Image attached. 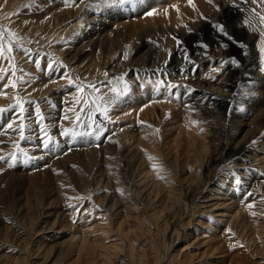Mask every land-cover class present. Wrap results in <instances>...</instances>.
I'll return each instance as SVG.
<instances>
[{"label": "bare ground", "instance_id": "6f19581e", "mask_svg": "<svg viewBox=\"0 0 264 264\" xmlns=\"http://www.w3.org/2000/svg\"><path fill=\"white\" fill-rule=\"evenodd\" d=\"M19 3L20 0H12L9 7L14 8ZM234 3L236 2H229L228 0H191V3H189V0H142L134 7L130 6L133 13L123 12V14L125 17L134 16L138 18L133 23L130 21L132 28L129 29H132L133 33L138 34L144 40L148 37L163 38L162 44L157 47L153 45L154 43L150 44L142 41L141 45L136 47L130 59L124 58V55L119 52L122 50V46L116 45L118 47L115 48L110 46V50H102L105 40L111 39L113 41L112 37L115 33L112 32L111 35H108L107 32L111 30L114 20H118L116 17L123 16L122 12L116 14V19L113 18L112 13L107 12L104 13L105 15L103 14L104 16L100 15L96 18L98 23L96 22L93 25L94 27L86 29V31L80 27L77 28L68 37L69 48L67 51L60 50L59 45L56 46L55 42L49 46L48 51L58 55L65 64L70 65L72 70L73 67L78 69L77 66L79 67L81 63L86 62L84 67L87 68L86 73H89L90 76L93 75L91 79H97V82L103 81L106 83L104 78L110 77L128 78L132 85L130 100H133L132 96L136 94L139 95L138 98L141 96L140 98L146 99V101L135 103L134 108L132 106L127 107L123 115V118L127 120V127L120 131L116 139L112 130L108 128V143L105 144V147L100 149L90 147L86 150L75 151L80 157H83L81 154L84 153L88 158L85 156L86 158L83 157L82 160L77 158L75 161L73 159L75 155L72 156L74 153L69 154V152L68 155L65 154L64 158L47 154L48 159L45 162L41 163V160H39L31 169L25 171L30 173L16 175L12 178L13 180L11 184L9 183L8 189L0 194V222L3 216H7L3 212L2 198H5L6 202L8 200L13 202L16 200L15 195H17L18 212L22 218L27 219L25 230H23L26 234L18 233L19 229L14 224L12 226L8 221L0 224V233H4L3 235L9 240L7 244L13 248L12 252L9 249L1 250L0 248L1 264L10 262V256L12 257L14 254L18 255L16 256L17 259H14L15 264H28L21 257L20 251L24 248L25 251L22 253L29 256L28 254H32L34 249L40 251L43 241L46 240L45 238H56L55 235L52 236V233L62 223V218L69 211L77 219L76 222L83 221L82 224L85 221L87 222L89 218L86 215L92 212L95 207L94 204H85L80 210V204L73 200L77 201V197L83 196L87 199L92 198L98 192H105L106 194L104 199L101 200V210L106 212V215L113 213L117 218L125 214V218H133L132 215L143 210L149 217L153 228L157 230L156 232L163 233L165 251L163 253L159 252L156 256L157 262L150 261L149 264H189L186 256L183 258L184 260H180L179 256L172 253L174 249L173 242L175 241L174 238L178 239L180 229L191 225L193 222L191 221L194 216L192 210L200 205L197 204L199 196L207 192L211 193L214 189L218 190V197L223 199H220L221 203H218L217 216L222 223L227 225L240 215L241 211L236 214L235 210L243 202L241 199L246 190L258 186L264 189V176H249L248 173L250 163L253 162L257 163L264 173V139H260L264 130V82H261L262 78L260 79V76L264 74L260 70L258 71L260 65L259 67H253L251 61L244 62L241 69H247L248 72L246 73L250 74V77L253 76L255 81L250 78L251 81H254L253 84L247 86V88L245 87V94L243 92L238 94L239 89L243 88L241 86L238 88L239 83H243L242 77L236 78V75L240 72V66L232 67L231 64H222L221 62L228 61L229 53L225 52L218 42L209 39L206 41L203 38L205 30L208 27L213 28L214 20L221 21L225 18V15L229 17L230 12L252 6L236 3L232 7L231 5ZM150 10L153 15H146ZM73 18L75 17L73 16ZM78 18H80L79 15ZM129 23H125V25ZM251 23L255 26L252 30L253 33L239 27L226 30L233 33L237 41H242L246 48L250 47L248 49L250 57L259 55L261 39L264 38L261 37L264 24H261L257 17H253ZM126 29L124 30L126 31ZM128 32H131V30ZM119 35L121 36V34ZM174 37H179L181 41L186 43L195 40L201 47H203L201 43L206 41L204 43L207 46L206 50H196L197 47L191 51L193 54L191 53L189 58L194 63L193 70L175 64L179 58L178 51L180 48L177 51V41ZM226 42H232V40L226 39ZM253 43L256 44L253 45L254 48L251 47ZM163 44L167 45L168 50ZM88 48L93 49V51L89 52ZM96 50L102 51L99 55H95L94 51ZM155 50H159L160 54L166 55V57L170 53L174 54L171 63L167 62L168 57L167 59L164 57L163 65H156ZM148 58L150 60H147ZM256 65L258 64L256 63ZM181 68L186 70L185 76L187 78L181 75ZM98 69L102 71L100 76L97 75ZM157 69H166L167 73L171 75L167 76V82L184 86L173 90L176 96L160 87V80L163 77L156 72ZM154 73L159 75H153ZM174 74L177 76H173ZM133 75H135V79L132 80ZM243 76L245 75L243 74ZM147 77L152 78L149 79L152 82L151 84L146 83L148 81L146 80ZM247 79L249 80V78ZM140 80L143 81L142 84H140ZM139 85H142V87L139 88ZM110 86L117 89L123 87L122 82L116 84L115 81ZM46 88L48 87H45L44 91H47L46 93L50 92ZM53 89L49 96H60L55 100L58 103L63 99L61 97L64 92L59 91L57 93ZM101 89L106 90L104 87ZM36 90L34 93L42 95L43 90ZM156 93H160L164 97H159V100H157L159 101L157 106H163V109H161L162 114L165 117L168 112L167 121H172L177 126V132L173 139L170 137L159 138L158 127L151 123H144V118L146 120V117L150 114L153 116L157 113L156 108L151 103L156 98L154 96ZM94 96L97 98L95 94ZM149 100L151 102H148ZM130 103L131 101H129ZM233 105L235 107L233 108L234 111L231 112L232 109L228 111ZM112 116L113 119L116 118L114 113H112ZM96 117L98 121H102L103 124L106 123L101 116L96 115ZM226 135L228 137H225ZM256 139H260V149L247 150L251 140ZM117 143L118 146L122 145L119 150L117 149ZM183 154L189 155L190 159L195 157L196 166L191 167V164L188 167L185 166L183 164ZM189 162L191 163V160ZM221 168H229L231 170L227 171V175L233 174L232 179L228 180L227 178V181L225 180L223 187L220 184L217 185L218 181L216 179ZM227 175H223V179H226ZM183 177L189 182V185L186 187L176 185V180H181ZM236 177L241 180L239 186L235 183ZM218 180L220 179L218 178ZM94 186L100 187V189L98 191L97 189L94 190ZM118 191L122 192V195L117 194ZM68 204H72V206L61 209L62 206H68ZM42 208L47 210L42 211ZM183 208L187 212L186 215L184 212L186 217L178 218V210L181 213ZM250 210L251 215L247 225L254 229L253 238L250 240L255 244L257 243L259 249L264 252V228L262 227L264 222L260 225L257 224L261 219L260 216H264V212L258 209V211ZM173 211H176L177 216H174ZM187 218H189L188 221L184 222ZM73 225L75 224L73 223L69 228L73 229ZM104 226L107 227L108 224H101L93 230H84V235L98 233L97 229L100 228L103 230L102 233L108 235L110 231H106L103 228ZM119 230L121 231V226ZM35 231L40 233V236L43 234H46V236L31 241L30 245L31 237L29 238V236ZM148 235H151V233H148ZM72 238L74 240V237ZM73 240H71L72 248L77 246L73 243ZM95 241L93 244H91L92 241L91 243L89 241L86 245L91 246L92 249L101 247L100 249L103 250V245L98 243V240ZM81 248L84 249L83 245ZM105 250L107 251L105 248L103 252ZM108 251L103 254V263L114 264V260L109 258L111 252ZM103 255L101 256L103 257ZM144 256L148 255L145 253ZM141 257L134 252L131 253L134 262L139 261Z\"/></svg>", "mask_w": 264, "mask_h": 264}, {"label": "rangeland", "instance_id": "374dc122", "mask_svg": "<svg viewBox=\"0 0 264 264\" xmlns=\"http://www.w3.org/2000/svg\"><path fill=\"white\" fill-rule=\"evenodd\" d=\"M10 1L12 0H0V28L7 29L10 33L15 34L10 36L8 32H6L4 43L7 44L8 42H12L14 45L15 44L21 45L23 49L30 50V57L29 55H26L24 52L20 50H14L13 59L11 61L3 60L2 58H0V66H2L3 69L8 70V77H6V79L11 78L13 80H16L17 77L23 76L25 80H29L31 78L32 83L30 86H27L22 83H18L16 89H12L11 87H9L8 89L0 92V109L11 108L12 105L16 104V100L18 97L24 100H32L39 103L42 114L48 117V119L45 121L46 125H50L48 130L50 134L53 136L54 141L58 143L59 147H56L54 151L53 150L45 151L40 147L41 139L37 135L39 130V125L37 124V120L35 117V107L34 105L29 106L26 104L25 108L27 109V112L24 114L25 115L24 123L26 124V127H30L31 129H35L36 131L35 132L26 131V135L30 138L25 141L19 140L18 132L8 131L6 134L0 135V141H3V144L0 145V155H3L5 157H8L9 154L11 153H17L19 155V159L14 162L11 160L0 161V184H1L0 194L5 189H8V185L9 183L11 184L13 180L12 178H14V176L25 175L26 173H30L25 171L27 169H31V167H33L34 164L39 162V160H41V163L45 162V160L48 159L47 154H51L55 157L57 156V158L58 157L64 158L66 155H68L67 153L70 152L69 154L74 153L72 154V156L75 155L73 159H75L76 161L77 158L79 160L80 159L82 160L83 157L86 158L85 156H87L86 154L83 153L81 154L83 157H80V155H78L77 152L75 153V151L77 150H86L89 149L90 147H94L95 149L98 148L100 149L102 147H105V144L108 143V139H107L108 128L109 130H112V133L115 135V139H116L120 131H122V129L127 127L126 124L127 120L123 118L124 117L123 115L125 114L127 107L128 106L135 107L134 105L135 103L146 101V99L143 100L142 98H140L141 96L138 98L139 95L136 94L132 96L133 100H130V97L132 95L131 93L132 85L131 82L128 81V78H124V79L123 78L117 79L116 77L104 78L106 82L105 83L106 87L104 88L106 90L101 89L102 91H100V93L99 92L95 93V95L97 96L98 103H99V99H98L99 96L103 95L105 98H107L108 97L107 95L109 94L114 95L113 93L110 92V88H111L110 85L113 84L114 81L116 84L122 82L123 87L119 88L118 89L119 91L122 90L121 92H123L125 89V85H128V88L130 89H128V94L125 97L121 98L115 105L110 106L108 108V119L104 120L106 123L103 124L102 121H99L106 129L103 132V134L100 136V139L95 138V132L98 131L96 125H93L92 128H88L86 126L85 127L77 126L75 129L77 132L92 131L93 135L91 136H77L76 138L60 136L59 132H60L61 124L64 127H69V128L73 127V124L71 123L70 120H62V116L65 115V110L68 109L69 107L75 106L76 110L79 111V103L82 102L83 99L91 100L94 98L93 95H89V93L92 92V89L85 87L84 92L81 93L77 90V87H75V85L86 86L90 84H97V86L99 87V84L97 82V79L95 80L91 79L93 75L90 76L88 75L89 73L88 74L86 73L87 68H84L86 66L85 65L86 62L81 63L79 67L77 66L78 69L80 68L79 69L80 71L78 69H75L74 67L72 70L70 68V65H68L67 63L65 64L58 55H55L53 52L50 53L48 49L49 46L54 44L53 42L56 43L55 44L56 46L59 45L60 50L67 51V49L69 48L67 42L68 37L72 35L77 28L80 27L84 31H86V29H91L92 27H94L93 25L97 22L96 18L107 12L112 13L113 18H115L117 16L116 14H118L119 12L120 13L122 12L123 16L120 17L117 16L116 18H118V20L115 18L116 20H114L111 30L107 32L108 35L110 33L112 34V32L113 34L114 33L115 34L112 37L113 41H111V39L105 40L102 47L103 51L110 50L109 49L110 46H113L114 48L118 46L119 47L122 46L121 47L122 50H120L119 52L122 55H124V58L126 55V59H130L131 58L130 56L133 55V52L135 51L136 47H138V45H141L142 41L143 42L146 41L150 44L154 43L153 45L156 47L161 45L163 41V38L161 37H156V38L148 37L146 40H144L142 37H139L138 34L133 33L132 29H129L132 23L134 22V20L137 21L138 19L134 16L131 17L124 16L123 12L127 14L133 13L131 12L132 9L130 10V6H124L119 10L115 8L109 10L107 8L98 9L95 7H88L89 5H95L97 0H78L76 6H70V5L66 6L65 0H20L19 5H17L14 8H11L9 7ZM141 1L142 0H139V2ZM228 1L242 4V0H228ZM236 3L232 4L231 6L233 7V5H235ZM247 4L252 5L249 6L252 8L246 7L243 8L242 10L239 9L237 11L230 12L231 14H229L230 15L229 17L228 16L226 17L225 15V18H223L221 21L214 20V23L224 24L226 26V30L229 28L239 27V28H244L246 31L249 30L248 31L249 33L250 32L253 33L252 30L255 26L251 23L252 18L257 17L259 22L260 20L259 17L255 15L252 9H257L256 11H260L261 8L258 5H253L251 3H247ZM77 13L80 18H78ZM73 16L75 18H73ZM140 17L142 18L143 16ZM93 21L94 23H92ZM125 23L126 24L129 23V24L125 25ZM116 25L119 27V28L117 27L119 31H117L118 29L115 27ZM124 29H126L127 32L131 30V32L125 33L126 31ZM228 33L230 34L231 37L234 38L232 39V42H226V39L228 38L225 37L223 34H218L217 30L216 29L214 30V28L212 27H208L205 30L203 38L206 41L209 39L218 42V44L222 48H224L225 52L229 53L230 58H236L240 62V69H239L240 72L239 74L236 75L237 76L236 78L239 79L242 77L243 80L242 79L240 80H242L243 83L242 84L239 83L238 88L240 86L243 88H241V90L239 89L238 94L242 92L245 94L244 90L246 91L247 86H251V84H253L255 79H253V76L250 77V74L246 73L248 72L247 69L242 70L241 65H243L244 62L246 63V61L249 60L248 62L251 61L250 63H252L253 67H259L260 65V60H258L259 55H255V56L253 55L252 57H250V55H248V49L250 47L249 48L245 47L241 49V47H239L236 44L237 40L234 37V34L231 32ZM119 34H121V36ZM115 36L117 37V39ZM177 38L179 39V37ZM179 40L181 41V39ZM122 41H124L125 43ZM206 41H203L201 43L203 47L199 46V43L195 40L194 41L190 40L187 43L181 41L182 43L180 46H178L177 42L175 41L177 51L178 48H180V50L178 51L179 58L177 59L176 61L177 63L175 62V64H177V66L179 64L181 67H185L187 69L193 70L194 63L192 64L188 62L190 60L189 57H191L190 55L192 53L191 51H193V48H197V47L198 49L196 50H200V51L206 50L207 46L204 44L206 43ZM225 45H227V47H225ZM253 45L256 44L254 43L252 44L251 47L254 48ZM163 46L165 45L163 44ZM88 49L89 52L93 51V49L90 48ZM102 50H96L94 51V54L99 55V53ZM154 52H155V56H157L155 57L156 65L162 66L164 63L163 61L165 60V58L167 59V57H168L167 62L169 64L171 63L170 61L172 60V56L174 54L170 53L166 57V55L163 56L162 54H160L159 50H155ZM85 53H87V51H85ZM229 57L227 58V60L230 59ZM30 58L33 62H30ZM36 60H39L40 62L39 69L35 65ZM147 60H150V58H148ZM48 62H53V67L54 69H56V71H53L51 74H49V72L47 71ZM256 63L258 65H256ZM13 66H15L16 76H11V71L13 70ZM231 66L234 67L236 65L231 64ZM101 72L102 71L98 69L97 75L100 76ZM65 73H67L68 77L71 78V80L73 81V85H69L68 78H60L63 77ZM2 74L3 72H0V75ZM243 74L245 76H243ZM153 75L158 76L159 74L154 73ZM134 76L135 75L131 77L132 80L135 79ZM173 76H177V75L174 74ZM247 78H249V80ZM250 78H252L254 81H251ZM149 79L152 78L150 77L146 78V80L149 81L146 82L147 84L152 83ZM260 79L261 82H264V75L260 76ZM109 81H111L112 83L111 82L109 83ZM139 82L140 84H142L143 81L140 80ZM45 85H47L48 88L46 89L48 91L50 90V92L46 93L47 91L46 92L44 91ZM141 87L142 85H139V88ZM34 89L35 90L37 89L36 91H40V89L43 90V92H41L42 95L34 93L35 92ZM52 89L57 93L59 91L64 92L63 96L61 97L63 99L60 98L61 100L58 103L55 100L60 96L58 95H57L58 97L49 96L51 94ZM154 96L156 98H154L152 102L151 100H149L148 102H151L153 104L154 108H156L157 110V113H155L153 116L152 114H150L149 115L150 117L147 116L146 120L144 118L145 122L144 121L143 122L149 124L151 123L154 126H157L159 131L158 132L159 138L164 139L165 137H170L173 139L175 138V134L177 132L176 129L177 126L174 124V122L167 121L168 112L167 114H165L164 117V114H162L161 112L163 106H157L159 105V101H157L159 100V97L160 98H164V97L160 93L159 94L156 93ZM136 98H138L139 100ZM129 101H131L130 104ZM233 108H235L234 105L231 106V108H229L228 111H230L231 109H232L231 112L234 111ZM112 113L116 115V118L113 119L114 115L112 116ZM67 115L69 117L74 118L72 112H67ZM97 115L101 116L99 113H97ZM155 115H159V116H155ZM96 120L98 121V118ZM9 122H13L11 112L0 114V130L5 129L6 125ZM18 124H19V119L17 118V120L14 122V127H18ZM263 131L261 134L263 136H261L260 139L262 138L264 139ZM225 137L228 136L226 135ZM259 140L258 139L251 140L247 150L255 151L256 149H260ZM16 143L20 144V148H22L23 151L28 154L27 156L23 155V153L20 152V149L14 146ZM120 146L122 145L118 146L117 143L118 150L120 149ZM182 157L184 161L183 164L185 166L188 167L189 164H191L190 165L191 167L196 166L194 159L195 157L190 159L189 155L187 154H183ZM189 159L191 160V163L189 162L190 161ZM10 163H13L14 166L9 167ZM228 170L230 171L231 169L229 168L220 169L218 173V177L216 178L218 181L217 185L220 184V186L223 187L224 186L223 183L225 182V180L227 181V178L228 180L232 179L231 176L233 174L227 175ZM248 173L249 176H256V177L257 176L261 177V175L264 176L262 169H260L257 163L254 162L250 163ZM223 175H227L226 179H223L222 177ZM243 175H247V174H243ZM183 178L181 180H176V185L178 186L183 185L185 187L189 185V182L185 178L184 179ZM218 178L220 180H218ZM96 189L98 191L100 187L94 186V190ZM214 190L211 191V193L207 192L204 195L199 196L200 198L197 204L200 205H197L195 209L192 210L194 216L192 217L191 221L193 222L191 223V225L184 226L182 229H180V234L178 239L174 238L175 239V241L173 242L174 249L172 253L179 256L180 260H184L183 258L186 256L188 258L189 264H264V252L261 249H259V245H257V243L255 244L252 240H250L251 238H253L254 229L253 227L251 228L250 226L247 225V222L251 215L250 209L254 211L261 210L262 212H264V189L258 186L255 188L251 187L249 188V190H246V193L243 194V198L241 199L243 202L241 203L240 207L235 210L236 214L241 211L240 215H238L237 219L230 221L227 225L222 223V221L217 216V210L219 209L218 203H221L220 199L223 198L218 197L217 189L215 191ZM117 194L122 195V192L120 193L118 191ZM104 196H106L105 192L103 193L98 192L96 193V196L94 197L92 196V198H88V199L85 196L77 197V201L76 200L73 201H75L76 203L78 202L80 204V210L83 208L85 204L87 205L88 203H93L95 206L92 212H89V214L87 213L86 215L89 218L88 221L87 222L85 221L84 224H82L83 221L76 222L77 219H75L74 216H72V214H70L69 211L67 215H64V217L62 218V223H64L63 226L61 223L59 226L56 227L54 233H52V236L55 235L56 238H52V237L51 239L45 238L46 240L43 241L42 244L43 246L41 245L42 250L40 249V251H38L34 249L32 254L30 253L28 254L29 256H26V254L22 253L25 251L23 248V250L20 251L21 257H23V259H25L26 263L28 264H54V263L55 264H104L103 254H105V252L109 250L108 252H111L109 258L111 260H114L113 261L114 264H138V263L149 264L150 261L157 262V260L155 259L156 256L159 254V252L163 253L165 251V243H163L164 242L163 233L160 234L159 232H156L157 230L153 228L152 223L149 220V217L143 212V210H140L138 211V213H135V215H132L133 218H125V214H123V216L120 215L119 217L116 218L113 213H108V215L110 214L109 217L108 215H106V212L101 210L102 207L101 200L104 199ZM4 199L5 198H2L1 203L4 205L3 212L7 216L2 217L0 224H2V222L4 221H6L7 223L8 221V223L12 224V226L14 224V226L19 229L18 233H21L23 235L26 234V232H23V230H25L27 219L25 218L26 219L25 220L24 218H22V216H20L18 212L19 206L16 205L17 195H15L16 200L13 202H9L10 200L6 202V200ZM69 206L71 207L72 204L71 205L68 204V206H62L61 209H63V207L68 208ZM42 209H43L42 211L47 210L45 208ZM184 210H185L184 208L181 210L182 214L178 210L179 213V214L177 213L178 218L186 217L185 215L187 214V212H185ZM173 213L175 214L174 216H177L176 211H173ZM64 218H66V220H64ZM260 218L261 219H259L257 223L259 225L264 222V216L262 215L260 216ZM188 219L189 218L184 220V222L188 221ZM73 223L75 225L72 226L73 229H70L69 226H71ZM101 224L104 225L108 224L107 227L106 226L103 227L106 231L108 230L110 231L108 235L102 233L103 230H101V228L97 229L98 233L94 232L92 235H88V236L84 235L85 232L84 230H93L94 228L100 226ZM81 225H83L84 227H82ZM120 226H121V231L119 230ZM262 227L264 228V225H262ZM129 229H131L130 230L131 232L127 231ZM148 233H151V235H148ZM0 234H1L0 235L1 250L9 249V251L12 252L13 248H11L9 244H7L9 243L8 242L9 240L6 238L5 235H3L4 233H0ZM37 234L39 235L40 233H37L35 231V233L29 236V238L31 237L30 245H31V241L46 236V234H43L42 236H40L41 234L39 236ZM71 236L74 237V240ZM71 240H73V243L77 245L76 247L72 248ZM95 240H98L97 242L103 245L104 247L103 250L106 248L107 251L105 250L103 252V250L100 249L101 247H99V249L95 247H94L95 249H92L91 246L86 245L87 242L89 241H90L89 243H91L92 241L91 244H93L94 242H96ZM82 245L84 249L81 248ZM132 252H134L140 257L142 256L141 258H139V261L134 262V259L131 258ZM145 253L148 256H144ZM100 254L103 255V257ZM16 256L18 255L14 254L12 257L10 256L11 260L7 264H15L14 259L15 258L17 259Z\"/></svg>", "mask_w": 264, "mask_h": 264}, {"label": "snow or ice", "instance_id": "6c2138e0", "mask_svg": "<svg viewBox=\"0 0 264 264\" xmlns=\"http://www.w3.org/2000/svg\"><path fill=\"white\" fill-rule=\"evenodd\" d=\"M139 0H97L95 5H89L88 7H95L98 9H104L107 8L109 10L115 8L117 10L123 8L124 6H132L134 7ZM78 3V0H65L66 6H76ZM189 3H191V0H189ZM242 3L247 4L251 3L253 5H258L261 8V11H256V9H253V12L255 15L259 17L260 23L264 24V0H242ZM146 15L151 16L153 15V12L150 10L146 13ZM214 29L217 30L218 34H223L225 37H227L229 40L234 39L230 36V34L226 31V26L222 23H216L212 25ZM8 32V34L15 35L14 33H10L7 29L0 28V58L3 60L11 61L13 59V52L14 50H20L24 52L26 55H29L30 57V50L23 49L21 45L19 44H13L12 42H8L7 44L4 43L5 33ZM261 37H264V31H261ZM176 39L178 46L181 45V41L174 37ZM236 44L241 47V49L245 48L246 45L242 41H236ZM206 47V46H205ZM227 47V45H225ZM126 58V55H125ZM259 58H260V68L259 70L261 73H264V38L261 39V47L259 48ZM30 62H33L30 58ZM190 63H193L189 60ZM222 64H233L237 67L240 66V62L236 58H230L228 61L221 62ZM36 67L40 68V62L39 60L35 61ZM47 71L49 74H51L53 71H56L53 67V62H48L47 64ZM0 72H3L2 75H0V92L3 90L8 89L11 87L12 89L17 88L18 83L25 84L27 86H30L32 83V79L25 80L23 76L17 77L16 80H13L8 77V70L3 69L2 66H0ZM157 73H159L163 78L160 80V87L164 88L166 91H168L171 95L176 96V93L173 91L174 89H178L180 87H184L183 85H176L172 84L170 82H167L166 78L169 75L167 73L166 69H157ZM180 73L182 76H185L186 70L181 68ZM107 77V73L105 74ZM11 76H16V70L15 66H13V70L11 71ZM60 78H68L69 85H73V81L71 78L68 77V74L65 73L63 77ZM185 78H187L185 76ZM117 79H122V77H118ZM111 81H109L110 83ZM99 87L97 84H90L86 86H79L75 85L77 87V90L79 92H84L85 87L92 89V92L89 93V95H93L95 93H98L101 91V88L106 87L105 83L103 81L98 82ZM47 87V85H45ZM110 92L114 95H109L107 98H105L103 95L99 96V103L97 102V98L94 96L93 99H83L82 102L79 103V111L76 110L75 106L69 107L65 110V115L62 116V120H70L73 124L72 128L64 127L62 124L60 125V132L59 135L62 137H71L76 138L77 136H91L93 135L92 131L88 132H77L75 129L77 126L79 127H88L92 128L93 125H96L98 128V131L95 132V138L100 139V136L103 134V132L106 130L101 122L96 120V115L99 113L104 120L108 119V108L110 106L115 105L121 98L125 97L128 94V85H125V89L123 92L119 91L117 88L112 87L110 89ZM177 98H179L177 96ZM33 106L35 107V117L37 120V124L39 125V130L37 135L41 139V145L40 147L43 150H55L56 147H59L58 143L54 141L53 136L49 132L50 125H46L45 121L48 119L45 115L42 114L39 103L32 101V100H24L22 98H17L16 104L12 105L9 109H0V114L12 113V121L9 122L6 125V128L3 130H0V135L6 134L8 131L12 132H18L19 133V140L25 141L29 139L26 135V131L35 132V129H31L30 127H26V124L24 123L25 120V113L27 112V109L25 108V105ZM15 110V111H14ZM67 112H72L74 118L69 117L67 115ZM19 119L18 127H14V122ZM59 123V122H57ZM3 144V141H0V145ZM16 148L20 149V152L23 153V155L27 156L28 154L23 151L22 148H20V144L16 143L14 145ZM34 158V157H33ZM19 159V155L17 153H11L8 157H5L3 155H0V161H16ZM14 166L13 163L9 164V167ZM235 183L237 186L240 185L241 180L239 177L235 178Z\"/></svg>", "mask_w": 264, "mask_h": 264}]
</instances>
